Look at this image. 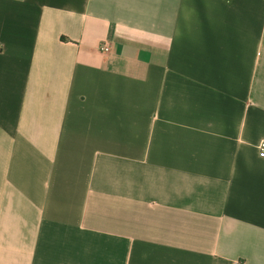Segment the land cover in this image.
Returning a JSON list of instances; mask_svg holds the SVG:
<instances>
[{
    "label": "crops",
    "instance_id": "0c3cea01",
    "mask_svg": "<svg viewBox=\"0 0 264 264\" xmlns=\"http://www.w3.org/2000/svg\"><path fill=\"white\" fill-rule=\"evenodd\" d=\"M262 139L264 0H0V264H264Z\"/></svg>",
    "mask_w": 264,
    "mask_h": 264
},
{
    "label": "built area",
    "instance_id": "2783aa9c",
    "mask_svg": "<svg viewBox=\"0 0 264 264\" xmlns=\"http://www.w3.org/2000/svg\"><path fill=\"white\" fill-rule=\"evenodd\" d=\"M108 49H109L108 45H106V44H103V45H102V50H108ZM258 149H259V155H260L261 157H264V139H262V140L259 142V144H258Z\"/></svg>",
    "mask_w": 264,
    "mask_h": 264
}]
</instances>
